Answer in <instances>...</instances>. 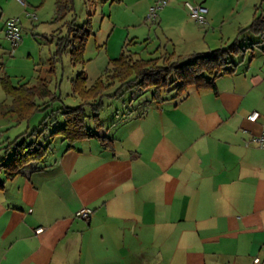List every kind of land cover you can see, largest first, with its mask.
<instances>
[{
	"label": "crops",
	"instance_id": "0c3cea01",
	"mask_svg": "<svg viewBox=\"0 0 264 264\" xmlns=\"http://www.w3.org/2000/svg\"><path fill=\"white\" fill-rule=\"evenodd\" d=\"M21 1L0 0V81L11 82L3 65L7 20L18 18L21 31L43 28L55 42L63 23L47 32L44 16L75 15L76 0L64 13H57V0ZM165 1L154 23L147 19L154 0H118L109 13L102 7V15H128L104 27L108 61L130 40L136 44L129 49L143 57L225 48L252 23L261 0ZM187 1L207 8L205 25L188 15ZM242 36L258 40L250 31ZM236 62L215 79V89L176 99L172 92L159 102L151 89H137L111 130L98 131L103 138L71 148L61 139L53 148V140L44 159L6 180L0 264H252L255 257L264 264V149L246 145L264 123V51L254 46ZM10 101L0 85V103ZM253 111L261 114L256 122L247 120ZM9 143L0 131V149ZM81 208L93 210L89 219L75 216Z\"/></svg>",
	"mask_w": 264,
	"mask_h": 264
},
{
	"label": "trees",
	"instance_id": "16d2710c",
	"mask_svg": "<svg viewBox=\"0 0 264 264\" xmlns=\"http://www.w3.org/2000/svg\"><path fill=\"white\" fill-rule=\"evenodd\" d=\"M96 1L98 0H88L90 5L95 4ZM69 2V0H57V13L67 12L70 9ZM63 17L64 15H58L56 19L61 20ZM61 28L65 29L64 33ZM90 29V22L81 27L75 24L74 18L64 22L55 36L58 52L70 53L73 64L84 63L83 55ZM246 31H250L258 40L245 42L242 35ZM134 44L136 43L133 40L126 42L120 55L108 61L103 77L93 84H87V77L83 72L71 81L72 93L78 96L82 103L76 107L61 106L51 110L52 113L57 111L61 114L62 123L51 130L48 141L39 142L38 138L27 142L24 138L20 143L14 140L3 148L8 150L10 145L13 146L8 161L5 163L0 159V175H3L0 189L3 188L6 180L22 173L25 166L44 159L51 142L57 137L67 142L68 148L78 141L103 138L97 131L86 128L85 121L88 116L85 109H90L92 114L89 118L97 128H101L99 112L104 105L105 97L115 99L128 90L151 89V100L159 102L166 100L165 95L172 92H174L172 99H176L186 96L190 90L215 89V79L220 75L232 73L238 64L236 60L241 59L249 49L260 46L264 51V15L256 13L252 23L240 30L238 37L230 45L209 53L188 56L158 53L155 56L143 57L140 53L129 49ZM0 85L5 95L11 99L10 105H6L8 111L16 115L18 120H28L37 112L51 107L50 102L61 99L49 89L45 80H40L36 85L25 83L13 86L10 80L3 79ZM111 88L114 89L113 92L107 93ZM54 123H57L55 119L50 122V124ZM47 130L48 127H44L38 133L33 130L26 137H42ZM108 140L111 143L112 140Z\"/></svg>",
	"mask_w": 264,
	"mask_h": 264
},
{
	"label": "rangeland",
	"instance_id": "374dc122",
	"mask_svg": "<svg viewBox=\"0 0 264 264\" xmlns=\"http://www.w3.org/2000/svg\"><path fill=\"white\" fill-rule=\"evenodd\" d=\"M116 1L118 0H98L95 4L90 5L88 0H76L75 9L73 11V14L75 15H64L61 20L56 19L58 18V15H45L44 20L42 19L43 21L40 23V27L43 25L46 28L48 22L51 23L49 24L50 27L47 32H52L53 29H56L59 25L64 23L66 19H71L72 17L75 20V24L80 27L90 22V36L86 42L83 55L84 63L73 64L70 53L67 51L58 52L53 37H51V35L46 36L43 33V28L37 30H22L24 45H22L18 54H15V51L13 54H9L11 50V46H9V51L7 57L4 59L3 65L6 66L7 74L11 76V82L14 85H17L18 82L24 80L32 79L34 82H38V80L46 78V80H48L47 82H49V89L55 93L56 96L61 98L57 102H50L51 107L37 112L28 120H18L16 115L8 111L7 106L10 105L11 101L9 103L6 102L8 104L7 106L5 103H0V131L6 136V138L8 136L10 142L17 140V143H20L24 138H26L27 142L38 138L39 142H43L44 139H49L51 130L60 126L62 123L61 114L57 111L52 113L51 110L60 106L75 107L82 103L78 96L73 95L71 81L82 71L87 75L88 81H91L97 77L98 74L104 72L108 59L106 52L102 50V46L104 42H106L109 34L108 32L102 36L104 27H106V25L110 26L115 22H120L128 16L108 15V8L111 5H115L114 2ZM103 6H105L106 12H108L106 15L101 14ZM111 10L113 11V7ZM257 12L264 15V0L259 1ZM4 20L5 15L2 17L1 22H4ZM102 21V31L98 32ZM23 42L21 43L23 44ZM21 43H19V45ZM248 56L249 55L246 57ZM113 90L114 89L111 88L107 93L110 94ZM137 91V89H132L116 99L109 97L103 99L104 105L99 112V118L102 123L101 128L95 126L93 121L89 118L92 113L89 108H86L85 113L88 116L85 121L86 128L91 131L108 133L113 127L112 118L116 112H124L126 107L130 106V98L136 96ZM2 95L3 94L1 93V96ZM132 106L133 104L131 107ZM46 116L48 117L45 119ZM54 119L57 123L50 124ZM44 127H48L44 136L26 137L28 134L32 133L33 130L38 133L39 131H42ZM59 143L60 138H55L52 143L53 148L58 146ZM11 146L12 145H10L8 150L0 149V159L5 163L11 155L13 149V146Z\"/></svg>",
	"mask_w": 264,
	"mask_h": 264
},
{
	"label": "built area",
	"instance_id": "2783aa9c",
	"mask_svg": "<svg viewBox=\"0 0 264 264\" xmlns=\"http://www.w3.org/2000/svg\"><path fill=\"white\" fill-rule=\"evenodd\" d=\"M20 3L24 4L21 0H18ZM166 4L165 0H154V4L150 7L147 19L154 23L157 19V12L161 10ZM185 7L188 11V15L193 18L196 22H198L201 25L206 24V15H207V8L204 7L201 4L193 3V2H185ZM32 19H36V15L32 14L29 15ZM5 33L6 36L10 42L11 50L10 54H13L15 49L20 43V40L22 38V31L20 26V21L18 18H11L6 21L5 23ZM261 117V114L257 111L251 112L247 116V120L250 122H256ZM251 143H254L258 145L260 148L264 149V123L262 131L258 134L253 136L246 145ZM93 214V210L90 208H81L78 211L75 212V216L80 219H89L91 215ZM42 228H37L36 233H41ZM260 259L258 257H255L252 260V264H259Z\"/></svg>",
	"mask_w": 264,
	"mask_h": 264
}]
</instances>
